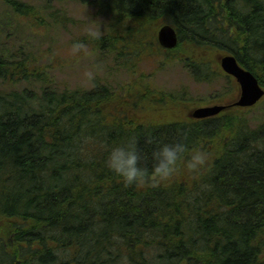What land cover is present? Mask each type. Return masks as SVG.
<instances>
[{"label":"trees","instance_id":"1","mask_svg":"<svg viewBox=\"0 0 264 264\" xmlns=\"http://www.w3.org/2000/svg\"><path fill=\"white\" fill-rule=\"evenodd\" d=\"M81 1L109 18L105 35L83 44L123 59L132 76L58 88L38 59L0 55V264H257L264 121L251 127L236 108L193 119L187 90L159 89L155 72L134 66L181 62L209 83L232 55L264 88V0ZM10 3L40 22V11ZM164 24L176 31L173 49L157 41ZM31 79L39 90L17 88ZM132 135L149 166L158 141L177 139L208 165L192 173L181 161L167 181L126 185L105 158Z\"/></svg>","mask_w":264,"mask_h":264},{"label":"rangeland","instance_id":"2","mask_svg":"<svg viewBox=\"0 0 264 264\" xmlns=\"http://www.w3.org/2000/svg\"><path fill=\"white\" fill-rule=\"evenodd\" d=\"M10 2L40 11V22L15 13ZM108 25L107 15L81 0H0V55L16 60L27 55L38 59L37 64L44 77L51 80V86L58 88L62 85L69 88L86 86L90 78L88 73H92V78L93 75L100 76L115 86L132 76L131 67L123 59H115L111 53L91 49L85 44L79 52H74L72 47L76 42H88L94 37L104 36ZM139 62L134 66L135 71L142 74L155 72L151 79L155 87L174 92L187 90L196 103L189 108L204 105L216 94L222 97L218 102L225 104L235 99L239 91L235 80L226 75L218 77L217 82L198 83L181 62L165 67L149 59ZM42 85L31 79L20 81L17 88L39 90ZM242 112L254 127L264 121V99Z\"/></svg>","mask_w":264,"mask_h":264},{"label":"clouds","instance_id":"3","mask_svg":"<svg viewBox=\"0 0 264 264\" xmlns=\"http://www.w3.org/2000/svg\"><path fill=\"white\" fill-rule=\"evenodd\" d=\"M73 51L79 52L84 44L76 42ZM92 73H88L91 77ZM183 161L184 167L192 173L202 172L208 165V154L201 149H189L182 140L158 141L151 154V166L144 161L137 138L132 135L108 146L105 165L126 185L167 181L178 170Z\"/></svg>","mask_w":264,"mask_h":264},{"label":"water","instance_id":"4","mask_svg":"<svg viewBox=\"0 0 264 264\" xmlns=\"http://www.w3.org/2000/svg\"><path fill=\"white\" fill-rule=\"evenodd\" d=\"M157 39L161 46L165 48H174L177 44V34L175 29L165 24L161 26L157 32ZM220 66L222 70L232 76L239 85L240 91L238 99L233 103L237 107H251L256 104L264 96V90L259 85L258 79L252 72L243 69L235 57L225 55L220 58ZM231 105H213L199 107L191 111L190 116L193 118H206L214 116Z\"/></svg>","mask_w":264,"mask_h":264},{"label":"flooded vegetation","instance_id":"5","mask_svg":"<svg viewBox=\"0 0 264 264\" xmlns=\"http://www.w3.org/2000/svg\"><path fill=\"white\" fill-rule=\"evenodd\" d=\"M261 233H262L261 242L263 243V245L257 248V255L255 257L257 264H264V241H263V239H264V222L262 225Z\"/></svg>","mask_w":264,"mask_h":264}]
</instances>
